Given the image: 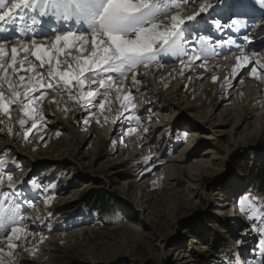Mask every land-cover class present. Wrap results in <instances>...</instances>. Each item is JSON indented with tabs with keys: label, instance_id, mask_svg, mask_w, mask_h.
I'll use <instances>...</instances> for the list:
<instances>
[{
	"label": "rangeland",
	"instance_id": "obj_1",
	"mask_svg": "<svg viewBox=\"0 0 264 264\" xmlns=\"http://www.w3.org/2000/svg\"><path fill=\"white\" fill-rule=\"evenodd\" d=\"M211 3L213 9L189 34L187 51L202 35L214 47L208 64L239 55V47L264 59L259 0ZM198 8L199 3L185 15ZM230 39L234 43H227ZM159 59L164 67L153 64L146 76L138 75L139 85L126 81L140 125L125 119L131 113L112 122L119 109L115 93L108 122L100 116L99 124L91 119L88 125L83 123L88 110L69 102L65 116L46 99L45 126L27 141L15 134L13 112L14 134L0 132V158L17 181L22 214L31 218L26 223L37 234L32 243L41 233L46 237L34 258L17 249V264H230L237 259L250 264L259 259L262 237L240 211V200L249 192L264 196V82L249 75L251 65L234 77L235 63L224 70L195 67L181 75L177 65L186 56ZM258 72L264 75V69ZM226 76L231 87H221ZM129 127L137 133L124 135ZM148 156L149 163H142ZM31 180L41 188L34 189ZM45 195L54 197L48 206Z\"/></svg>",
	"mask_w": 264,
	"mask_h": 264
},
{
	"label": "snow or ice",
	"instance_id": "obj_2",
	"mask_svg": "<svg viewBox=\"0 0 264 264\" xmlns=\"http://www.w3.org/2000/svg\"><path fill=\"white\" fill-rule=\"evenodd\" d=\"M197 3L199 8L185 15ZM259 3L264 8V0ZM213 7L211 0H0V25H3L0 33L5 34L0 36V125H3L0 132L14 134L15 112L19 127L15 134H22L27 141L34 130L45 126L43 104L46 99L65 116L71 110L67 107L69 102L88 110L89 118L83 120L85 125L91 119L99 124L100 116L108 122V114L113 111L112 93L119 103L112 122L131 113L125 119L135 120L140 125L134 95L125 81L130 78L131 86L139 85L138 75L146 76L153 64L164 67L159 59L162 55L187 57L180 59L181 75L185 69L195 67L208 71L209 52H215L205 37L194 38L191 52L185 46L189 34L200 26L198 18ZM46 21L55 23L45 24ZM214 23L217 29L221 27L218 21ZM42 25L49 30L45 32ZM10 31L19 34L15 42L7 35ZM227 43L234 41L230 39ZM239 52L231 75L234 77L238 69L251 65L249 75L264 82V75L258 72V68L264 69V59L257 58L255 53L247 55L244 47H239ZM211 79L215 83L218 77L213 75ZM225 85L231 87L227 76L221 87ZM137 131L136 127H129L124 135ZM151 159L148 156L141 162L148 164ZM7 164L6 159L0 158V190L5 187L9 190L0 191V264H17V249H23L34 258L46 237L41 233L40 240L32 243L37 234L26 223L31 218L22 214L17 202V181L10 171H5ZM30 183L36 190L41 188L35 180ZM43 191L47 193L48 189ZM53 198L45 195V206ZM240 211L247 220L253 221L252 230L262 237L257 253L259 259L250 264H264V196L244 194ZM230 264L242 262L237 259Z\"/></svg>",
	"mask_w": 264,
	"mask_h": 264
},
{
	"label": "bare ground",
	"instance_id": "obj_3",
	"mask_svg": "<svg viewBox=\"0 0 264 264\" xmlns=\"http://www.w3.org/2000/svg\"><path fill=\"white\" fill-rule=\"evenodd\" d=\"M246 25H247V23H246ZM245 25V26H246ZM264 25V24H263ZM258 28V27H257ZM39 31V30H38ZM44 31H45V29H44ZM48 31V30H47ZM3 35H5V34H3V33H0V36H3ZM7 35H12V36H14V32H9V33H7ZM15 35H19V34H17V33H15ZM42 35L43 34H41L40 35V38H42ZM16 37V36H15ZM12 42H15V40H13ZM240 55V54H239ZM236 56H238V55H233V56H229V57H225V59H223V60H217V62L216 63H210V64H208V66H214V65H218L217 67H222L223 69L222 70H224V69H226V68H230L231 66H232V64H234L235 63V57ZM177 71H179V73L181 72V68H182V66H181V64H179V65H177ZM199 69H201V71H203L204 69L203 68H200V67H198ZM216 68V67H215ZM152 70H155V69H153L152 68ZM186 70H190V69H185L184 71H186ZM149 71H151V69L149 70ZM209 71H211V70H209ZM213 71V70H212ZM216 71V70H215ZM150 75V74H149ZM125 83H127L126 81H125ZM258 87H262V85H258L257 84V88ZM256 95V94H255Z\"/></svg>",
	"mask_w": 264,
	"mask_h": 264
}]
</instances>
